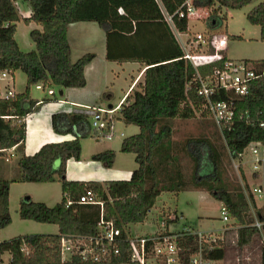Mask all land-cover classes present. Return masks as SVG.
Returning a JSON list of instances; mask_svg holds the SVG:
<instances>
[{
  "label": "trees",
  "instance_id": "1",
  "mask_svg": "<svg viewBox=\"0 0 264 264\" xmlns=\"http://www.w3.org/2000/svg\"><path fill=\"white\" fill-rule=\"evenodd\" d=\"M16 1L0 0V71L7 70L11 74L22 71L27 75V84L13 97H0V147H17L21 154L17 161L18 175L13 182L59 181L62 198L54 206L31 198L20 203L22 219L56 224L59 232L19 235L8 240L0 238V264L4 263L5 254L10 255L8 264H95L78 253L62 261V238L95 235L102 217L112 221L126 238L125 229L130 224L144 222L163 191L207 190L228 208L234 225L238 226L241 247L251 243L256 234H264V206L257 208L252 194L247 197L242 191L228 189L220 175L222 151L225 153L227 149L231 157L238 158L250 144H264V77L253 81L246 95L233 97V121L218 126L224 140L221 152L205 138H174L176 119H192L199 111L203 115L210 114L205 100L198 94V73L206 76L231 60L224 53L220 59L194 67L184 58L185 52L175 30L185 33L189 29V17H179L186 0H22L30 9L24 20L41 26L30 33L35 43L31 51L22 50L15 38L17 21L21 17ZM251 1L193 0V4L217 15L224 7L240 9ZM169 16L172 22L168 21ZM247 19L260 27V39L264 43V0L248 12ZM222 20H227V15H223ZM77 22H96L105 30L109 61L139 62L145 66L143 80L119 108L120 119L126 125L139 127L138 133L125 137L121 143V151L135 154L138 164L130 179L82 181L67 178L68 161L81 159V140L92 131L91 116L83 111L52 115L53 130L71 134L72 139L45 143L34 154L25 153L27 117L37 112L44 102L54 100L48 94L43 100L34 99L31 87L41 83L44 89H53V86L82 88L87 84L85 68L96 55L88 52L73 61L68 27ZM250 61L255 66L264 64V58ZM229 97V93L221 91L214 99ZM112 121L113 118L109 124ZM115 158L116 152L112 149L92 156L94 161L109 168L114 165ZM186 159L191 165L189 173L185 172ZM56 161L60 162L57 169L54 168ZM10 182L0 177V232L12 221ZM87 190L93 191L102 204L79 203ZM252 206L257 209L256 213ZM171 213L178 212L164 210L161 216ZM257 221L263 224L262 229L255 225ZM216 246L207 249L208 256L222 260L224 241ZM129 255L128 245H122V255L106 264L128 262Z\"/></svg>",
  "mask_w": 264,
  "mask_h": 264
},
{
  "label": "rangeland",
  "instance_id": "2",
  "mask_svg": "<svg viewBox=\"0 0 264 264\" xmlns=\"http://www.w3.org/2000/svg\"><path fill=\"white\" fill-rule=\"evenodd\" d=\"M263 0H252L248 5L240 9L222 8L217 14L213 15L210 10L206 8H195L194 13L189 16V29L185 33L179 34V42L182 46L187 42L195 39L198 33L206 35V37H223L226 39L227 45L224 53L229 59L232 60H261L264 58V43L260 39V27L253 25L247 19L248 12ZM20 14V20L17 21V29L15 38L24 51H31L35 49V43L31 39V31L35 28L41 29V26L31 21L27 23L24 20V16L29 13V4L22 0L15 2ZM223 15H227V20H222ZM69 30L70 42L73 46V61H76L79 56V49L84 47L91 53H94L97 57L96 62H100L99 66H95L90 74L89 83L84 90H98L100 92V99L97 105H101L102 108L108 109V105L116 107L119 105L122 97L128 89V85L131 82L129 74L137 72L138 63H125L124 65L114 61H109L103 57L104 44L102 42V36H104L105 30H103L98 23L95 22H77L72 23ZM82 24H93L83 26ZM106 34V32H105ZM232 36V37H229ZM79 46V47H78ZM211 49L210 46L206 47V50ZM102 55H101V53ZM11 81H8L9 85H13V77H9ZM15 91H23L27 84V75L22 71L15 72ZM4 81V80H3ZM2 82V81H1ZM10 82V83H9ZM5 82L1 83L2 90H5V86L8 85ZM55 95L48 97L54 99L53 101H59L64 99V95H60V91L66 88L60 86H53ZM74 90L75 88H69ZM100 90V91H99ZM48 88L44 90H38L36 85L31 87V96L34 99L43 100L47 96ZM72 92V91H70ZM111 96V98H108ZM44 102L40 106V109L28 117V123L31 125V119L37 120V118L44 117L46 108L49 107V103ZM122 102V101H121ZM61 106V105H60ZM120 106L116 111L107 116V119L103 118L98 121L99 128L92 126L90 136L81 140L82 154L81 162L92 161V156L98 152L97 149L106 146V149H112L116 152V158L114 165L109 168L103 163L99 164V169L95 172L101 178L98 179H122L117 177H123V175L130 177V172L137 168L138 164L135 161V154L124 153L121 151V143L125 137L131 136L139 132V127L136 125H126L120 119ZM76 109H83L76 107ZM72 110V109H71ZM43 112V113H42ZM41 113V114H40ZM49 121V117H47ZM113 118L111 124L110 119ZM93 121V120H92ZM42 122L41 125H44ZM50 124V122H49ZM47 127V124L44 128ZM111 128L109 130L108 128ZM104 130V131H103ZM101 134L100 139H96L97 133ZM113 133L112 139H107L105 134ZM175 139L183 140L187 137H200L208 139L220 152L222 151V144L224 140L221 135L220 128L208 113L203 115L202 111L197 112V115L192 119H176L175 120ZM123 134V135H122ZM46 143L49 142H61L64 140L72 139L71 134H59L50 130V133L45 136ZM59 139V140H51ZM103 151V150H101ZM100 152V151H99ZM221 155L223 163L220 168V175L222 183L228 189L238 190L244 192L248 197L253 195L256 201L257 208L264 206V198H260L255 191L258 188L264 190V164L259 170H254L252 165V156L250 154V146L246 149V154L242 157L233 158L226 152L222 151ZM10 153L0 157V165L2 167H11L8 171L7 178L10 179V214L12 221L9 225L4 227L0 232L1 240H8L19 235L30 234H57L59 227L56 224L41 223L34 220L22 219L19 215L20 203L27 197L34 199V201L44 202L49 206H54L60 202L62 198V188L59 181L49 183H34V182H13L12 178L18 175L17 161L20 158V152L12 151ZM10 161H6V159ZM59 161L55 162L54 168L57 169L60 164ZM185 172L189 173L191 165L189 160L185 161ZM92 167L88 168L91 169ZM111 176H114L112 178ZM222 202L212 196L207 190L204 189H190L180 192L163 191L157 198L155 206L149 211V214L144 222L130 224L128 231L131 235H143L156 229L157 224H160L163 217L161 216L163 211L177 210L180 220L178 226L186 223L196 227L200 231H220L226 225L229 229L226 231L224 239L225 254L222 260H219L217 264H262V250L264 248V235L256 234L251 243L244 247L238 244V226L234 225L235 221L231 219L229 222L222 220L221 207ZM252 211L255 213L257 209L252 206ZM162 212V213H161ZM234 222V223H233ZM9 254H5L4 263L8 264Z\"/></svg>",
  "mask_w": 264,
  "mask_h": 264
},
{
  "label": "built area",
  "instance_id": "3",
  "mask_svg": "<svg viewBox=\"0 0 264 264\" xmlns=\"http://www.w3.org/2000/svg\"><path fill=\"white\" fill-rule=\"evenodd\" d=\"M195 8L193 0H186L184 8L179 12V17L191 16ZM167 19L172 22L170 16ZM226 45V39L223 37H206V35L198 33L194 40L184 45V58L189 60L194 67L208 64L223 57ZM207 46H210L213 51L209 48L206 50ZM7 77H11V72L0 71V83ZM262 77H264V64L255 66L250 60H226L222 67L214 68L206 76L198 73V94L205 100L216 124L221 127L224 124H230L234 119L233 97L246 95L249 92L250 84ZM36 88L44 90L41 83L37 84ZM221 91L229 93L230 97L224 100H215L214 98ZM15 93L13 85H6L4 91L0 86V97L2 98L13 97ZM47 93L55 95L53 89H48ZM124 101L125 98L121 103ZM121 103L111 109L89 107L85 108L83 112L91 116L92 126L99 128L98 121L103 118L107 119V116L114 113ZM108 129L111 130L110 127ZM101 137L102 133H97L95 138L100 139ZM103 137L112 139L113 133L105 134ZM249 146L253 168L259 170L264 164V144L252 143ZM247 148L239 156L243 157ZM6 150L0 147V154ZM255 191L260 198H264L262 188ZM79 203L102 204L91 190H87L80 197ZM221 213L222 220L229 222L230 212L224 204H222ZM179 220L178 213H171L164 216L161 223L157 224L156 229L149 233L131 235L126 228L128 236L124 238L120 228L116 227L112 221H106L102 217L95 235L76 239L62 238V261H66L72 254L78 253L83 259L92 260L95 264H106L113 258L122 255V245H128L130 250L128 262L121 264H217L219 260L209 257L207 249L212 250L220 241H224L229 227L226 225L220 231L204 232L186 223L178 226ZM255 225L262 229L263 224L260 221H257Z\"/></svg>",
  "mask_w": 264,
  "mask_h": 264
},
{
  "label": "crops",
  "instance_id": "4",
  "mask_svg": "<svg viewBox=\"0 0 264 264\" xmlns=\"http://www.w3.org/2000/svg\"><path fill=\"white\" fill-rule=\"evenodd\" d=\"M71 25H73V24H70L69 27H68V39H69V43H70V46H71V49H72V57H73V46H72V43L70 42V37H69V30H70ZM82 25L83 26H87V25H93V24H82ZM179 34H181V33H179ZM179 34H177L175 32V35H176L177 39H179V37H178ZM102 42H103L104 48H105L104 51H103V57L107 59V57H106L107 43H106V34H105V32H104V36H102ZM79 52H80L79 56H82L83 54L91 52V51H88V49H84V47H82L81 49H79ZM101 55H102V53H101ZM97 57H98V55H97ZM97 57L95 56V58L91 61V63H89L86 66V68H85V77L87 79V84L84 87L75 88V89H78V90H76V92H74V90H70L69 88H66L65 90H62L63 91L62 95H64V97H65L64 99H60L59 101H55V102L53 101V102L49 103V107L46 108V112H45V115H47V117H49V121H47L48 120L47 117H45L46 121H44V117L40 116L39 118H37V120H34L32 118L31 119L32 120L31 121V125H29L28 117L31 116L32 114L27 117V119H26L27 134H26V140H25V153L26 154H34L35 152H37L41 148L42 145H44L47 142V139H46L45 136L48 135V133H50V130L54 131L53 127H52V115L54 113H57V112H72V111H76L77 112V111H83V110H85V108H89V107L90 108L91 107H101V105H97L98 103H100L99 99H100V94L101 93L98 92V90H95V91L94 90H89V91L84 90L88 86L89 78H90L89 76H90V74H91V72H92V70L94 68V65L97 67L100 64V62H96L95 63V60L97 59ZM125 63H129V62H125ZM125 63H123L122 65H124ZM133 63H136V64L138 63L137 72H134L133 74H129L130 78H131V82L128 85V89L125 92L124 96L122 97L121 101L131 91H134L136 89V86H137L138 82L143 80L145 66L141 65L139 62H133ZM12 77H13V87H14V90H15V79H14L15 78V73L11 74V78ZM8 81H11V79L9 77L5 78L4 81H2V82L6 83ZM1 83H0V86H1ZM6 84H8V83H6ZM70 91H72V92H70ZM108 98H111V96H108ZM37 100H39V99H37ZM121 101L119 102V104L121 103ZM109 106L110 105H108V108H110ZM111 106L114 107L113 105H111ZM76 107H80V108H83V109H76ZM42 122H45V124L41 125ZM49 122H50V124H49ZM46 124H47V127L44 128V126ZM51 140H55L56 141V140H59V139H51ZM101 148H104V149H100L99 148L95 152H99L101 150H105L107 147L103 146ZM12 151L13 152L14 151H18L17 147H13L12 149H7L4 152V154L6 155L7 153H10L11 156H12L13 155ZM10 160H6V161H10ZM99 164H101V163L97 162V161H94V160L81 162L80 160L71 159L67 163V174H66L67 178L69 180H82V181L83 180H85V181H88V180H98V181L111 180V179H103V180L98 179V178H101V177L96 175L95 172H97V170L99 169V166H98ZM90 167H92V168L88 169ZM9 169H11V167H5V166L2 167L0 165V177L10 180L9 178H7ZM129 172H130L129 174H130V177H131L133 171H129ZM111 177L114 178V176H111ZM130 177H129V175H127V176L123 175V177H117V178L130 179ZM22 183H26V182H22ZM32 200H34V199H32ZM4 256H3V258H4ZM9 258H10V256H9ZM9 258H8V260H9Z\"/></svg>",
  "mask_w": 264,
  "mask_h": 264
},
{
  "label": "water",
  "instance_id": "5",
  "mask_svg": "<svg viewBox=\"0 0 264 264\" xmlns=\"http://www.w3.org/2000/svg\"><path fill=\"white\" fill-rule=\"evenodd\" d=\"M62 94H63V91H60V95H62ZM109 107H110V109L113 108L111 105ZM28 199H29V197L25 198V200H28Z\"/></svg>",
  "mask_w": 264,
  "mask_h": 264
}]
</instances>
